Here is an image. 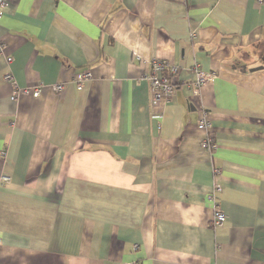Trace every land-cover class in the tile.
I'll return each instance as SVG.
<instances>
[{
	"label": "crops",
	"instance_id": "crops-1",
	"mask_svg": "<svg viewBox=\"0 0 264 264\" xmlns=\"http://www.w3.org/2000/svg\"><path fill=\"white\" fill-rule=\"evenodd\" d=\"M6 1L0 264H264V0Z\"/></svg>",
	"mask_w": 264,
	"mask_h": 264
},
{
	"label": "built area",
	"instance_id": "built-area-1",
	"mask_svg": "<svg viewBox=\"0 0 264 264\" xmlns=\"http://www.w3.org/2000/svg\"><path fill=\"white\" fill-rule=\"evenodd\" d=\"M7 6L6 0H0V18L3 16L4 10ZM138 59L140 60L141 57L139 55ZM9 63L12 61L11 58L8 59ZM151 70L145 73L146 79L150 83V91L152 95V104L157 103H167L169 102L175 94L177 84L173 81V79L169 76H158V72L163 70H168L170 73H173L172 76H175L179 71V66L172 64L165 60L153 59L150 61ZM196 74V81L193 83L192 95H198L201 87L208 82L211 77H213L212 73H207L203 71L198 65L189 69ZM91 73L90 71H85L82 73L78 80L82 82L84 79L90 78ZM5 78L10 81L12 84H16L14 81V77L10 72L5 75ZM62 84L55 85V89L57 91H61L63 89ZM42 90V85L36 87H25V88H18L16 91V95H20L23 93L32 94L34 97L40 95ZM198 127L205 133L204 139L202 141V148L208 151L209 153L213 154L216 151L217 144L215 142L214 135L212 134V125L207 118H202L199 123ZM214 174L216 176H221L222 171L219 167H214ZM222 191V186L219 183H215L213 190L209 196L210 201H212L213 205V218L212 224L214 226L222 225L226 220V215L223 209L220 207L219 202H217V193ZM137 249L138 246L135 245ZM129 264H139L136 261L130 262Z\"/></svg>",
	"mask_w": 264,
	"mask_h": 264
}]
</instances>
